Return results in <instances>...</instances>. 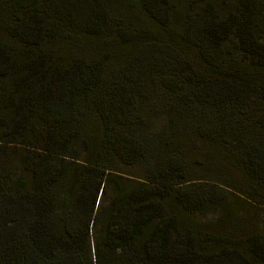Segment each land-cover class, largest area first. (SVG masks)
Masks as SVG:
<instances>
[{
  "label": "trees",
  "instance_id": "trees-1",
  "mask_svg": "<svg viewBox=\"0 0 264 264\" xmlns=\"http://www.w3.org/2000/svg\"><path fill=\"white\" fill-rule=\"evenodd\" d=\"M0 264H264V0H0Z\"/></svg>",
  "mask_w": 264,
  "mask_h": 264
},
{
  "label": "rangeland",
  "instance_id": "rangeland-1",
  "mask_svg": "<svg viewBox=\"0 0 264 264\" xmlns=\"http://www.w3.org/2000/svg\"><path fill=\"white\" fill-rule=\"evenodd\" d=\"M249 214H250V216L255 214L254 211H253V209L250 210V213H249ZM256 218H257V217H255L254 220H256ZM250 219H252V217H251Z\"/></svg>",
  "mask_w": 264,
  "mask_h": 264
}]
</instances>
